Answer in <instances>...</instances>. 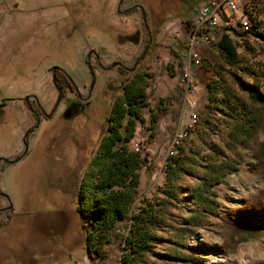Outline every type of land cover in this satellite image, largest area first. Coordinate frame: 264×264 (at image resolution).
I'll return each instance as SVG.
<instances>
[{
  "label": "rangeland",
  "instance_id": "1",
  "mask_svg": "<svg viewBox=\"0 0 264 264\" xmlns=\"http://www.w3.org/2000/svg\"><path fill=\"white\" fill-rule=\"evenodd\" d=\"M117 1L0 0V99L3 96L5 100L0 106V157L21 152L22 137L27 132L24 152L13 161H0V190L11 204L0 210V264H120L122 246L118 234L125 232L128 219L116 224L105 245L106 257L87 255L81 246L74 203L83 166L104 129L108 105L129 72H119L116 65L102 68L91 54L89 61L96 79L87 104L75 116L61 113L64 104L75 98L66 92L49 119H43L37 111L40 120L30 131L28 128L36 121L24 103L26 94H34L35 99L28 98L33 108L37 110L39 104L46 112L51 109L57 93L50 79L52 63L62 67L77 85L87 81L90 75L83 57L90 48L95 49L102 65L113 61L134 65V56L146 39L140 14L137 9L121 13L117 8L137 0H123L121 5ZM148 1L156 13L159 31L155 43L135 67H144L151 73L149 105L159 96L168 95L170 99L153 136H148V108L144 107V120L136 122L128 141L131 148L146 156L145 164L153 166L150 174L145 165L140 168L131 210L161 183V167L174 130L190 124L191 111L196 113V120L203 112L209 71L202 67V61L212 63L220 58L214 46H200L201 63L189 64L186 40L193 10L180 15L177 0ZM202 1L186 0L195 6ZM254 11L256 19L258 9ZM240 13L243 14L239 11L237 15ZM208 28L214 40L219 34L218 26ZM255 30L264 31V19L242 33L254 44V58L264 61V40L253 37ZM121 34L133 37L132 47ZM237 49H241L240 45ZM188 79L194 82L191 88ZM188 99L194 102L192 106ZM259 138L264 134L260 133ZM214 187L217 213L187 236V249L201 256L199 264L264 260V231L238 230L222 218L228 207L238 205L244 197L264 199V165L257 164L251 152L245 150L240 167L227 173ZM7 203L0 194V207ZM186 203L183 199L180 206L173 208L179 217L187 212ZM165 242L156 241L155 248Z\"/></svg>",
  "mask_w": 264,
  "mask_h": 264
},
{
  "label": "trees",
  "instance_id": "2",
  "mask_svg": "<svg viewBox=\"0 0 264 264\" xmlns=\"http://www.w3.org/2000/svg\"><path fill=\"white\" fill-rule=\"evenodd\" d=\"M191 11L186 7L179 14ZM242 33L219 28L212 43L220 58L201 63L209 71L203 112L185 131L183 140L172 144L175 148L166 153L162 163L161 183L153 187L150 197H142L134 210L131 203L140 182L139 170L145 165L150 174L153 166L145 164L146 156L128 141L136 122L144 120V107L148 108V136H153L170 97L159 96L149 105L151 73L144 67L133 69L121 80L76 191L74 210L87 255L106 257L105 245L116 224L128 219L125 232L118 234L120 264H199L201 256L187 249L186 239L217 213L214 185L240 167L245 150L257 164L264 165V138H259L264 134V61L254 58V44ZM253 37L264 40V31L255 30ZM193 83L188 79L190 88ZM4 102L2 96L0 106ZM183 199L188 203L187 212L179 217L173 208ZM222 218L238 230L264 231V199L244 197L238 205L228 207ZM158 240L166 242L156 249ZM239 264H264V260Z\"/></svg>",
  "mask_w": 264,
  "mask_h": 264
},
{
  "label": "flooded vegetation",
  "instance_id": "3",
  "mask_svg": "<svg viewBox=\"0 0 264 264\" xmlns=\"http://www.w3.org/2000/svg\"><path fill=\"white\" fill-rule=\"evenodd\" d=\"M122 1L123 0H118L117 5H121ZM149 5L150 4H149L148 0H137V1H133L129 5H125L120 10L117 8V11L121 12V13H127V12H130L131 10L137 9V11L140 14V21H141V24L143 27V32L145 34V38H146L145 42L142 45L138 54H136L134 56V62H133L134 65L133 66H125V65L119 63L118 61H113V62H115L114 65L117 66L119 72H121V73L122 72H130L133 69L137 68V67H135L136 63H138L143 58V56L145 55V53L148 50V48L150 47V45L155 43V38H156V35H157L159 30L157 27V21H156V17H155L156 13L154 10L151 9V7ZM197 5L196 6L195 5H188L186 0H177L176 9H177V11H182L186 7H190L191 10H194L197 7ZM123 29H125V28H123ZM120 36L127 37V40L129 41V45L132 47L133 37L131 35L121 34ZM90 49H93V48H90ZM87 52L85 53L83 59H84V62L86 64L88 74L90 76L88 77L87 81H80L79 85H77L76 81H74L72 78H70L67 75L66 71L62 67H60L58 64L52 63L50 65V70H51L52 65H56V67H55V83H56V86L60 88V90L58 92L56 87L53 85L54 88L56 89L57 93H59V99H58L57 103L54 105L55 99H56V97H55V99L53 101V106L51 107V109L48 112L44 111L43 108H41L39 104H36L37 110L31 106L28 98L35 99V97L31 96L32 94H30V96H28L27 101L24 100V103L26 104L27 108L31 111L32 115L34 116V119L36 121L35 122L36 125L40 120L38 117L37 111L42 114L43 119H49L50 116L55 113L56 108L59 106V104L62 102L66 92L69 93L70 95L72 94L73 96H75V98L70 100L67 104H64L65 106L62 107L61 110H59V111H61V113L67 115L68 112H70V113H72L73 116H75V114L77 112H79L80 110H82L83 106L87 104L86 100L90 94V90H91V88L95 82V79H96V77H94V74L92 77V75L90 73V71H92V73H93V66H91L90 61H89L91 54H92V56H94L96 64L99 61L98 60L99 58L97 59L96 55L93 54L92 52L90 53L89 57H87ZM87 62H88V65H87ZM50 79H51V76H50ZM106 88H107V85H106ZM106 88L103 91V93H104L103 96L107 93ZM79 89H83V91L80 93ZM57 93H56V95H57ZM26 95H29V94H26ZM34 124L30 125V127L28 128V131L32 130V128L35 127ZM49 126H51V125H49Z\"/></svg>",
  "mask_w": 264,
  "mask_h": 264
},
{
  "label": "built area",
  "instance_id": "4",
  "mask_svg": "<svg viewBox=\"0 0 264 264\" xmlns=\"http://www.w3.org/2000/svg\"><path fill=\"white\" fill-rule=\"evenodd\" d=\"M235 1L236 0H203L192 11V24L190 25L189 34L186 40V56L189 64L198 65L201 63L202 58L198 47L213 46V40L210 39V32H197L198 24H217L219 33L220 27H222L224 31L249 32L254 23L261 22V19L264 16V0H258L254 3L258 4L257 17L254 22H241V13L240 15H233ZM193 103L194 102L192 100L188 99L189 106H192ZM192 115H196V113L191 111L190 118H192ZM188 128L189 124L182 129L174 130L167 146L166 153H170L175 148V146H172V138H181V130H188Z\"/></svg>",
  "mask_w": 264,
  "mask_h": 264
},
{
  "label": "bare ground",
  "instance_id": "5",
  "mask_svg": "<svg viewBox=\"0 0 264 264\" xmlns=\"http://www.w3.org/2000/svg\"><path fill=\"white\" fill-rule=\"evenodd\" d=\"M255 1L258 0H236L234 3L233 7V15H237L239 11H241L243 14L241 15V22H253L255 19V11L258 9V4H254ZM263 11H264V2H263ZM263 18L261 19V22ZM206 26H218L217 24H198L197 25V32H206L205 28ZM243 33H247V31H240ZM195 116L197 115H192V118H190V124L188 130L191 128V120L193 119V123L196 122ZM183 132V133H182ZM186 135V132L181 131V138H173V143L178 142L180 140H183V137ZM173 146V145H172Z\"/></svg>",
  "mask_w": 264,
  "mask_h": 264
},
{
  "label": "water",
  "instance_id": "6",
  "mask_svg": "<svg viewBox=\"0 0 264 264\" xmlns=\"http://www.w3.org/2000/svg\"><path fill=\"white\" fill-rule=\"evenodd\" d=\"M91 52H92L93 54L96 55V58H97V59L99 58L98 55H97V53L95 52L94 49H90V50L87 52V57H89V55H90ZM98 60H99V59H98ZM114 63H115V62H111L110 64L102 65V64L100 63V61H98V64H99L102 68H107V67H109V66H112V65H114ZM87 65H88V62H87ZM55 67H56V65H52L50 76H51V81H52L53 85L56 87L57 91L59 92L60 88L57 87V86H56V83H55ZM90 73H91V75H92V77H93V73H92V71H90ZM28 96H30V94L24 96V100H25V101H27ZM31 96H32V97H35V95H33V94H32ZM58 99H59V93H57V95H56V99H55V103H54V105L57 103ZM34 126H36V123L34 124ZM26 134H27V132H25V133H24V136L22 137V143H23V146H24L23 150H22L21 152H19L18 154L14 155V156L0 157V161H8V162H9V161H13V160L17 159V158H18V157L24 152V149H25V147H26V142H25V136H26ZM0 194L3 195V196L6 198V200L8 201V203H7L6 205L0 207V210H6V209L10 208V207H11V204H10V202H9L8 196H7L3 191H1V190H0Z\"/></svg>",
  "mask_w": 264,
  "mask_h": 264
},
{
  "label": "crops",
  "instance_id": "7",
  "mask_svg": "<svg viewBox=\"0 0 264 264\" xmlns=\"http://www.w3.org/2000/svg\"><path fill=\"white\" fill-rule=\"evenodd\" d=\"M216 30L218 31V28Z\"/></svg>",
  "mask_w": 264,
  "mask_h": 264
}]
</instances>
